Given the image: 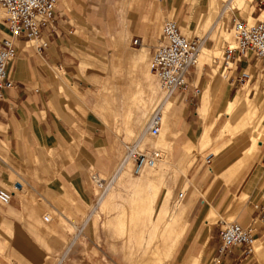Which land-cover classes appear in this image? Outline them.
I'll use <instances>...</instances> for the list:
<instances>
[{
	"label": "crops",
	"instance_id": "0c3cea01",
	"mask_svg": "<svg viewBox=\"0 0 264 264\" xmlns=\"http://www.w3.org/2000/svg\"><path fill=\"white\" fill-rule=\"evenodd\" d=\"M106 1L58 0L55 34L49 35L45 29L40 39H15L17 56L8 65L14 84L5 88L0 102V188L13 189L16 181H21L22 186L14 189L10 203H0V245H6V253L15 263H44L50 255H60L61 248L64 251L67 237L75 243L81 231L94 229L96 221L97 224L101 217L108 216L102 207L113 206L116 201L106 203L109 193L118 188L125 194L118 179L133 174L131 160L125 174L121 171L127 163L120 168L127 147L113 123L124 118L127 132L139 137V147L160 150L162 144L174 148L171 161L187 165L185 180L189 182L183 189L184 198L174 203L173 212L174 221L183 219L179 230L184 234L177 248L171 245L175 249L170 264L193 258L202 264V253L213 263L220 228L228 220L255 223L259 243L248 255L235 247L221 257L219 264H264V217L255 218L259 210L264 214V141L258 138L249 151L253 145L250 133L259 129L261 120L253 122L242 137L213 151L225 139L221 120L227 116L226 111L246 113L245 95L257 108L264 103V95L259 93L264 82L258 81L262 77L258 61L243 56L230 69L223 61L230 43L221 36L219 24L227 28L229 17L232 26L233 14L245 17L242 11L232 8L228 3L231 0H162L165 11L178 16L187 32L206 26L202 34H193L200 36L202 43L199 62L190 70L189 86L174 90L171 96L163 92L147 62L156 45L152 38L163 12L159 3L151 22L142 12L124 29L121 38L117 39L115 28L108 31L110 34L105 36L115 40L118 64L114 72L120 79L113 87L112 82L103 83L98 73L99 81H95L96 60L102 52L90 39L101 37V31L80 29L91 21L94 7L126 11L152 4L149 1L145 6L144 0L141 4V0ZM255 10L256 16L254 9L252 16L248 14L251 22L261 15L264 18V8ZM134 29L133 37L140 36L142 44L130 49L126 41ZM8 33L0 7V42ZM44 40L48 44L41 46ZM250 68L255 69L253 77L239 80L240 70ZM102 85L106 87L104 92ZM110 87L113 88L108 93ZM157 108L165 113L158 144L144 134ZM206 136L209 138L204 139ZM95 173L105 175L102 177L107 180L112 178V185L104 191L94 181ZM138 182L145 188L144 180L139 178ZM171 191L170 188L166 194L167 200ZM107 226L111 237L108 244L120 256L110 260L126 262L121 251L124 236L115 233L122 228L113 223ZM69 230L75 232L71 234ZM180 247L182 259L178 260ZM61 260L58 256L57 261Z\"/></svg>",
	"mask_w": 264,
	"mask_h": 264
},
{
	"label": "rangeland",
	"instance_id": "374dc122",
	"mask_svg": "<svg viewBox=\"0 0 264 264\" xmlns=\"http://www.w3.org/2000/svg\"><path fill=\"white\" fill-rule=\"evenodd\" d=\"M142 1L143 0H141L140 4ZM149 1H152L151 6L141 9L128 8L126 11H121L115 7H104L103 5L95 6V13L93 16H91V21L80 27V29L84 30L91 29L94 31H101V37L90 39L92 45L99 47L100 51L102 52L96 60V82L99 81V74H101L103 83L112 82L113 87H116V83L119 82L120 79L114 72V68L118 64L116 48L114 46L115 40L113 36H105L110 34L108 31L112 28H115L117 39L121 38L122 35L125 34L124 29L131 26L132 21L139 19L142 12L147 14V22L150 20L152 21V19L157 15L156 3H159L163 12L162 15L161 13L159 14L157 33L154 35L155 37L152 38L154 43H158L164 21L168 18L178 19L183 32L187 35H193L194 33L202 34L203 30L206 28V26L204 27L203 25H200V27L187 32L184 28L185 23H181L178 16L165 11L164 6L162 5V0H144L145 6ZM226 1L227 0H221V2ZM245 1L235 0L232 5L235 6V8H241L240 10L242 11V14L248 19V14L251 13L254 7L249 4L248 0ZM219 4L221 5V3ZM257 10H254V16H256ZM260 18L262 19V16ZM135 29L130 33V37L126 41V45L130 49L141 47V45L136 46L132 44V37L133 33L136 31ZM219 29L221 31V36L223 35L230 44L234 45L236 43L234 30L232 29V26H229V17L227 28H221V25L219 24ZM149 53L150 54L147 62L148 64H151L152 50ZM247 70L252 73L253 77L255 69L250 68ZM152 73L155 75L154 71H152ZM260 80L264 82L263 77H260L258 81ZM113 87L108 88V93ZM100 88L103 92L106 89L104 85H102ZM261 89L262 91L259 93L264 95V83L262 84ZM163 92L166 93L164 90ZM104 97L105 95L101 96L102 101L104 100ZM242 97L248 111L243 114L236 112V110L231 112L226 111L227 116L225 115L221 120L224 122L221 134L225 135V139L221 144L213 148V151L216 152L221 146L223 147L231 141L237 140L238 138L245 135L244 132L248 128L252 127L253 122H257L259 120H261L259 129L253 130L250 133V136L253 140V145L249 151L255 147L258 142V138L264 141V103L261 104L262 107L257 108L253 103V100H251L247 95ZM101 111L105 117L110 119V117L105 114L104 110ZM245 122H248L249 124L247 125ZM213 123L214 121L210 122L211 127ZM113 124L115 130L117 131V135L120 136L126 144L124 148L127 147V144L129 143L137 142L138 144L139 137L137 138V135L129 134L127 132L124 118L118 119V121L114 122ZM211 127H208L207 130H210ZM150 138L152 142H156L157 144L158 141H160V138L158 137H148V139ZM208 138L209 136H206L204 139ZM203 142L204 140L202 141L201 145L204 144ZM140 147L144 149H151L148 146ZM159 147L161 148L159 151L161 152L162 157L155 165H146L141 169L140 172H135L133 166V174L131 177L125 176L118 179V185H120V187L124 186L126 192L124 194L118 188L112 189V191L109 193V199L106 203H108V201L111 199L114 201L115 198L116 201H114L113 206L106 205L102 207L105 213L108 214L107 217H101L97 224L96 221L94 229L90 230L87 228L81 231V236L76 240L75 243H72L73 241L67 237L65 239L66 244L64 251L63 248H61L60 255L52 254L50 255V258L47 262L39 264H170L175 249V247H171V245L176 246L177 248L184 234V232L179 230L180 223L183 221V219L180 221L178 218L177 221H174V203L177 201L179 193L183 191L186 182L189 181L185 180L187 165L184 163L176 165L171 161L174 148H170L162 144H160ZM121 166L122 164L120 165V168ZM145 169L150 171L146 172ZM100 175L105 176L103 174ZM139 178L140 180H144L145 188L141 187L143 184L138 182ZM170 188L171 190L173 189V192L171 191L169 200H167L166 194H168ZM154 194H156L155 197H153ZM153 202H155V206L152 208ZM114 211L116 214H113ZM108 223L119 225V227L122 228V230L115 233L119 234V236H124L123 247L121 251L124 254V259L126 262L110 260L112 257L118 259L120 256L114 253L108 244V241L111 239V237L108 236ZM185 225L188 226L187 218L185 220ZM69 232L72 234L75 231L69 230ZM77 232L79 231H76V233ZM257 243H259V241H257ZM49 250L53 253L57 252L53 251L52 248ZM180 251L181 247L179 249V253L176 255L178 260L182 259ZM63 254L65 255L64 257L62 256ZM58 256L63 258V260L57 261ZM201 262L202 264H214L210 263V260H207V257L203 253L201 255ZM0 264H18L13 262L7 255L5 244L0 245ZM175 264L200 263L197 258H193L189 260H180Z\"/></svg>",
	"mask_w": 264,
	"mask_h": 264
},
{
	"label": "built area",
	"instance_id": "2783aa9c",
	"mask_svg": "<svg viewBox=\"0 0 264 264\" xmlns=\"http://www.w3.org/2000/svg\"><path fill=\"white\" fill-rule=\"evenodd\" d=\"M255 8H264V0H248ZM58 0H0V7L8 25L9 33L0 42V102L4 96L6 87L12 86L14 81L9 76L8 65L17 56L16 38L28 40L40 39L43 31L52 35L57 32L56 9ZM232 8H235L232 6ZM240 10V8H236ZM232 29L234 30L236 43L229 44L223 56L225 68L233 67L236 60L241 57H254L261 66V75L264 77V18L251 22L247 18L236 13L232 17ZM202 39L198 35H187L183 32L181 24L176 18H168L164 21L158 43L152 49L151 68L157 75L161 86L170 94L178 88L189 86V74L191 67L198 63L199 50ZM47 40L42 41L41 46H46ZM133 45H141L142 38L135 36ZM252 78V73L246 69L240 70L239 80ZM196 91L198 88L196 87ZM161 115L156 110L147 125V132L157 135L161 131ZM211 154L206 161L210 162ZM161 152L157 149H144L135 143L127 144V151L121 164L129 160L133 163L134 171L140 172L146 165H155L161 158ZM94 181L105 191L113 182V179H105L98 174H93ZM22 186L21 181L14 183V188H0V203L7 205L11 202L14 189ZM260 209L259 204H255ZM263 218L262 210H259L255 218ZM49 219V215L45 216ZM258 227L255 223L242 224L238 221H227L220 228L219 245L217 254L213 258L214 264H219L221 257L227 256L235 247H241L245 255L252 254L258 239Z\"/></svg>",
	"mask_w": 264,
	"mask_h": 264
},
{
	"label": "bare ground",
	"instance_id": "6f19581e",
	"mask_svg": "<svg viewBox=\"0 0 264 264\" xmlns=\"http://www.w3.org/2000/svg\"><path fill=\"white\" fill-rule=\"evenodd\" d=\"M245 1V0H244ZM233 2H234V0H231L230 2H228L231 6H233L232 4H233ZM246 2V1H245ZM235 7V6H234ZM241 9V8H240ZM263 13H264V11H263ZM262 13V14H263ZM251 14V13H250ZM262 16V15H261ZM235 42H236V37H235ZM200 55V54H199ZM198 59H199V57H198ZM198 62H199V60H198ZM151 65H152V57H151V64H150V67H151ZM151 70H152V68H151ZM153 71V70H152ZM156 75V74H155ZM157 76V75H156ZM161 85V84H160ZM161 88L166 92V95H171L169 92H167L162 86H161ZM172 96V95H171ZM156 110H159V108H157ZM156 110H154L153 111V113L156 111ZM160 111V110H159ZM152 113V114H153ZM152 114H151V116H152ZM160 115H161V122H162V126H161V131H160V133L159 134H157V135H153V134H151V133H149V132H147V126H146V128H145V130H144V134L145 135H148V136H150V137H157V136H159L161 133H162V128H163V122H164V118H165V113H163L162 114V112L160 111ZM151 116H150V118H151ZM150 120V119H149ZM149 122V121H148ZM148 125V124H147ZM145 138V137H144ZM143 138V139H144ZM147 142H149V144L151 143V141H147ZM162 157V156H161ZM130 162L129 163H127V164H125V167L123 168V170L121 171V174H125L126 173V171L128 170V168H129V166H130ZM100 177H102V176H100ZM184 195H185V193L182 191V192H180L179 193V195H178V200H182L183 198H184ZM258 241V240H257ZM257 241H256V243H257ZM256 246H257V244H255ZM151 262V261H150Z\"/></svg>",
	"mask_w": 264,
	"mask_h": 264
}]
</instances>
